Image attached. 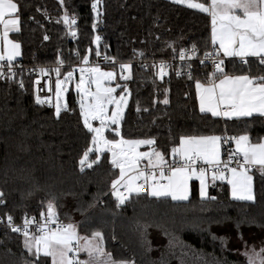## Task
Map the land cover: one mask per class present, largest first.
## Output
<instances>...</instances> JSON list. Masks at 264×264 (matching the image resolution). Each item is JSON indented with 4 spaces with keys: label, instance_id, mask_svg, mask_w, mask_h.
I'll use <instances>...</instances> for the list:
<instances>
[{
    "label": "trees",
    "instance_id": "trees-1",
    "mask_svg": "<svg viewBox=\"0 0 264 264\" xmlns=\"http://www.w3.org/2000/svg\"><path fill=\"white\" fill-rule=\"evenodd\" d=\"M14 2L19 5L21 30L12 37L21 44V59L17 63L23 67L56 66L59 54L64 60L61 69L64 72L70 70L68 65L80 62L76 51L82 57L89 49H92L89 53L92 61L96 56V45L92 44L96 35L102 40L101 54L114 57L116 63H132V79L127 81L131 96L121 124L124 138L154 137L157 149L167 153L179 143L181 135L223 132L239 135L247 131L253 140L264 136L263 119L226 120L200 113L194 82L187 75L172 73L161 81L155 76L157 70L137 64L172 59V50L167 45L173 42L177 50L196 43L200 47L199 55L203 56L209 50L204 47L210 33L206 14L173 4L171 0H102V16L93 32L92 0H64V7L57 0ZM65 11L77 18L74 40L67 35L65 25L57 23ZM44 35L49 36L47 41ZM133 49L145 55L134 56ZM226 65V71L236 74L249 70L231 58L226 60ZM179 68L187 71L186 65ZM115 69L118 72V65ZM250 69L252 75L264 74V66L252 58ZM210 71L208 65L193 62L195 79L204 81L205 73ZM21 78L24 89L17 83ZM51 78L54 93L55 73ZM117 82L125 83L119 79ZM165 88L169 89L170 103L153 105L154 99L164 98ZM52 98L50 105L34 103L32 77L26 69L20 70L13 81L0 82V191L5 193L7 202L6 206H0V216L5 212L15 220H20L24 213L39 216L41 211H46L41 201L49 194L55 195L61 220L68 222L71 217L79 225L81 235L102 231L105 247L113 257L134 260L135 264H247L245 251L253 248L259 251L264 246V178L259 172L253 173L255 205L232 200L227 182L223 181L208 188L209 196H215V201H201L193 184L189 201L174 202L170 198L166 203L157 201L146 197L145 189L140 198L133 196L117 208L115 199L110 194L104 195L118 174L108 163L109 154L105 153L92 169L79 171L78 160L90 136L82 128L76 93L70 87L66 94L69 111H62L59 119L54 116ZM137 107L141 109L139 112ZM144 108L148 111H143ZM106 136L113 135L107 132ZM21 146L26 150L21 151ZM29 191L33 192L31 197L26 195ZM93 202L95 207L88 208ZM78 208L87 209L86 215H81ZM239 220L245 222L238 232L236 221ZM138 225L149 227L142 235ZM6 231L0 230L3 242L0 264H19V238L16 234L5 236ZM165 231L175 238L174 246H169L170 237ZM213 235L225 237L227 248L222 249L220 241L212 239ZM81 256L84 259V254Z\"/></svg>",
    "mask_w": 264,
    "mask_h": 264
},
{
    "label": "snow or ice",
    "instance_id": "snow-or-ice-1",
    "mask_svg": "<svg viewBox=\"0 0 264 264\" xmlns=\"http://www.w3.org/2000/svg\"><path fill=\"white\" fill-rule=\"evenodd\" d=\"M58 2L64 7V0ZM171 3L198 10L210 19V33L204 45L210 50H205L202 58L199 55L200 47L196 43L188 48L180 47L179 50L174 42L167 45L172 50V59L178 58L186 65L187 71H177L176 75H187L194 82L195 99L200 113L226 120L264 119V74L252 75L250 69V58L264 66V0H171ZM101 6L102 0H92L90 8L94 16L93 32L97 30L102 16ZM44 15L47 18L46 11ZM61 20L68 29L67 35L75 39L76 16H69L65 11L57 23ZM20 25L18 3L14 0H0V78L7 81L15 79L14 61L21 56V44L10 39L9 35L20 32ZM43 39L47 41L49 36L44 35ZM100 43L101 37L96 35L92 44L96 45L97 57L101 55ZM91 51L92 49L87 50L82 57L79 51L75 52L80 61L79 80L75 83L79 117L85 135L90 136L88 145L78 160V167L83 173L86 168L92 169L94 165H98L105 153L109 154L108 163L112 170H118V174L110 181L109 192L104 195L110 194L115 199L117 208L128 203L133 196L140 198L145 189L146 197L157 201L166 203L169 198L174 202L189 201L193 194L190 184L193 180L199 182L201 201H215L216 197L209 196L208 193L209 177L213 185L215 181H226L232 200L249 205L257 203L253 173L259 172L264 178V136L253 140L247 131L233 136L181 135L179 143L167 153L157 149L154 137L126 139L121 133V124L131 96L127 81L132 79V63H120L117 75L115 67L105 71L99 65L89 66ZM133 53L134 56L145 55L143 51L137 52L136 49H133ZM229 58L233 62L238 60L249 70L241 71L240 74L226 71V60ZM103 59L116 64L114 57L104 55ZM196 60L204 67L211 64L212 70L205 73L204 81L193 77V62ZM55 64L53 68L35 67L32 71L48 79L55 73L54 116L59 119L62 111H69L67 102L62 103V100L69 91L68 85L74 81L77 69L62 72L64 60L59 54ZM140 66L147 67L144 64ZM171 67L170 63L163 60L151 65L153 70L158 69L155 76L161 81L169 74ZM117 79L125 83L122 85L117 82L112 86ZM17 83L24 89L22 78ZM34 83L40 84V80L37 79ZM117 89H120L119 94H116ZM43 90H36V105L51 104L50 96L39 95ZM48 90L51 91L50 88ZM168 92L169 89L165 88L164 98L154 99L153 105L160 103L167 106L170 103ZM140 110L137 107V111ZM143 111L147 112L148 109L144 108ZM106 130L113 134L112 138L105 135ZM229 144L234 145V148H229L227 159H223V147ZM142 146H147L148 150L140 151ZM20 150L26 149L21 146ZM91 156L95 158L91 159ZM26 195L31 197L33 192L29 191ZM6 203L5 193L0 191V206H6ZM41 207L46 211L40 212L39 220L27 213L21 217L20 223H16L13 215L8 212L0 216V224L7 229L4 235L16 234L19 238V264H49V261L50 264H135L134 260L114 258L105 247L102 231L92 230L90 234L81 235L79 225L71 217H68L67 223L61 221L55 195L49 194L46 200L41 201ZM94 207L95 202L88 205V208ZM77 211L86 215L87 209L78 208ZM244 222L236 221L238 232ZM147 227L149 225H138L142 235ZM165 234L170 237L169 246H174L175 238L167 231ZM240 238L243 239L242 236ZM212 239L219 240L222 249L227 248L225 237L213 235ZM146 243L150 246V242ZM8 252L11 253V249ZM81 254H84V259L80 258ZM244 255L247 264H264V246L259 251L255 248L246 250Z\"/></svg>",
    "mask_w": 264,
    "mask_h": 264
},
{
    "label": "built area",
    "instance_id": "built-area-1",
    "mask_svg": "<svg viewBox=\"0 0 264 264\" xmlns=\"http://www.w3.org/2000/svg\"><path fill=\"white\" fill-rule=\"evenodd\" d=\"M72 40H74V39L72 38ZM103 57H104L103 54H101L99 57L95 56V58L92 61H90L89 66L99 65L101 67V69H104L106 67H110V68L111 67H115V66H117V65L120 64V63H116L115 65H113L111 62H106L103 59ZM200 57L202 58L203 56H200ZM160 61L161 60H159V61H139V62H137V64H140V65L141 64H144V65H147V66H151L154 62L158 64ZM163 61H166V62H168V63H170L172 65V67L168 70L169 71V74L168 75H170L172 73H175L176 74L177 71H183V70H180L182 68H179V67L181 65H185V64L183 62H181L178 58L175 59V60H173V59H167V60H163ZM196 62L199 63L198 60H196ZM14 65H15L16 74L20 70H23V69H26L28 72H30V75L32 77V88H33V95H34V97H35V94H37L36 93V90L38 88H43L44 90L43 91H40L39 92V95L41 97L50 96L52 98V95H53L52 78L48 79L47 77H41L37 73H34L32 71V69L35 68V67H48V68H53L55 66H28V67H23L20 63H17V62H14ZM79 65H80V62L79 63H76V64L68 65V67L70 69H72V68H76L77 69V71L74 73V77L75 78H78L79 75H80V73L78 71ZM64 66L65 65H63V67ZM208 66L210 67V70H212V67H211V64L210 63L208 64ZM184 72H186V71H184ZM168 75H166V76H168ZM180 76H182V75H180ZM37 79L40 80V84H35L34 83ZM4 80L5 79L0 78V82H2ZM120 81H122V80H120ZM45 85H47V87H45ZM49 88L51 89V91L48 90ZM221 135L222 136L223 135L233 136V135H237V134H229L227 132H223ZM229 148H234V145H231V144L224 145L223 150H222V158L223 159H227V151H228ZM232 166H235V165H232ZM31 216H34V215H31ZM35 217L37 218V220H39V216H35ZM61 221L67 223V221H64V220H61ZM15 222L16 223H20L21 222V219L20 220H15ZM74 223H76V222H74ZM1 229H6L3 224H0V230ZM80 258L82 259V256Z\"/></svg>",
    "mask_w": 264,
    "mask_h": 264
},
{
    "label": "rangeland",
    "instance_id": "rangeland-1",
    "mask_svg": "<svg viewBox=\"0 0 264 264\" xmlns=\"http://www.w3.org/2000/svg\"><path fill=\"white\" fill-rule=\"evenodd\" d=\"M186 7V6H185ZM102 70H105V71H108V70H112L110 67L109 68H104ZM117 75H119V70L117 72ZM79 80V77L78 78H75L74 77V81L68 85V88L70 89V87L72 88L73 92L76 93V89H75V83ZM115 83H117V81L113 82V85L112 86H115ZM119 91L120 89H117V93L116 94H119ZM66 94L67 92L64 94V99L62 100V103L66 101ZM77 95V93H76ZM130 99V98H129ZM77 100H78V96H77ZM52 101H53V108H54V111H55V104H56V96H55V90H54V93H53V98H52ZM126 110V109H125ZM94 124H98V122H94ZM107 132H110V131H107L105 132V135ZM111 133V132H110ZM112 134V133H111ZM113 135V134H112ZM140 151H147V146H142L140 149ZM85 258V257H84Z\"/></svg>",
    "mask_w": 264,
    "mask_h": 264
},
{
    "label": "crops",
    "instance_id": "crops-1",
    "mask_svg": "<svg viewBox=\"0 0 264 264\" xmlns=\"http://www.w3.org/2000/svg\"><path fill=\"white\" fill-rule=\"evenodd\" d=\"M58 1V0H57ZM63 15H61L60 17H62ZM60 17H58V19H60ZM61 22L63 23V21L61 20ZM15 34V32L14 33H10V35H9V38L10 39H12V40H14L13 39V35ZM15 41V40H14ZM17 42V41H16ZM0 44H2V41H0ZM21 59V56L20 57H17L16 58V61H14V62H18L19 60ZM224 119V118H223ZM264 120V119H263ZM208 183H209V186L210 185H212L213 184V182L211 181V179H210V177H209V181H208ZM216 183H222V181H215L214 182V184H216ZM190 184H191V186L193 185V184H195L196 185V188H197V192H198V189H199V182L198 181H196V180H193V181H191L190 182ZM209 188V187H208ZM227 188H228V192H229V197H230V188H229V185L227 184ZM198 196H199V192H198ZM200 198V197H199ZM231 198V197H230ZM184 202V201H183Z\"/></svg>",
    "mask_w": 264,
    "mask_h": 264
}]
</instances>
